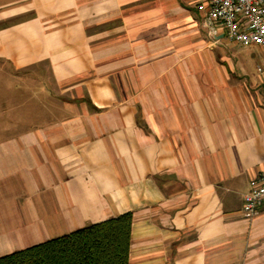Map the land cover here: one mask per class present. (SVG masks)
I'll return each instance as SVG.
<instances>
[{
    "label": "crops",
    "instance_id": "1",
    "mask_svg": "<svg viewBox=\"0 0 264 264\" xmlns=\"http://www.w3.org/2000/svg\"><path fill=\"white\" fill-rule=\"evenodd\" d=\"M195 3L0 0V60L45 65V122L0 129V257L131 213L128 264H264V53Z\"/></svg>",
    "mask_w": 264,
    "mask_h": 264
},
{
    "label": "trees",
    "instance_id": "2",
    "mask_svg": "<svg viewBox=\"0 0 264 264\" xmlns=\"http://www.w3.org/2000/svg\"><path fill=\"white\" fill-rule=\"evenodd\" d=\"M132 215L124 213L0 257V264H128Z\"/></svg>",
    "mask_w": 264,
    "mask_h": 264
},
{
    "label": "built area",
    "instance_id": "3",
    "mask_svg": "<svg viewBox=\"0 0 264 264\" xmlns=\"http://www.w3.org/2000/svg\"><path fill=\"white\" fill-rule=\"evenodd\" d=\"M195 8L201 26L212 39L253 45L264 53V0H196ZM256 72L264 75V63ZM263 201L264 172L250 181V190L243 195L242 216L254 218Z\"/></svg>",
    "mask_w": 264,
    "mask_h": 264
},
{
    "label": "rangeland",
    "instance_id": "4",
    "mask_svg": "<svg viewBox=\"0 0 264 264\" xmlns=\"http://www.w3.org/2000/svg\"><path fill=\"white\" fill-rule=\"evenodd\" d=\"M41 86H45V65L14 71L9 63L0 60L1 133L13 127L18 131L36 128L45 122V93ZM15 111L17 125L6 124L9 123L6 117L13 116Z\"/></svg>",
    "mask_w": 264,
    "mask_h": 264
}]
</instances>
